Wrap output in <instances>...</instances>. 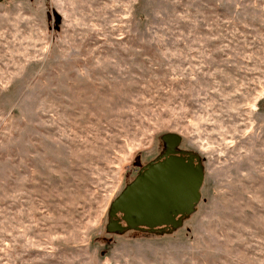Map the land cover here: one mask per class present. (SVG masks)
I'll return each mask as SVG.
<instances>
[{
	"label": "rangeland",
	"instance_id": "374dc122",
	"mask_svg": "<svg viewBox=\"0 0 264 264\" xmlns=\"http://www.w3.org/2000/svg\"><path fill=\"white\" fill-rule=\"evenodd\" d=\"M167 133L194 213L108 233ZM0 264H264V0H0Z\"/></svg>",
	"mask_w": 264,
	"mask_h": 264
},
{
	"label": "water",
	"instance_id": "95a60500",
	"mask_svg": "<svg viewBox=\"0 0 264 264\" xmlns=\"http://www.w3.org/2000/svg\"><path fill=\"white\" fill-rule=\"evenodd\" d=\"M161 140L174 146L180 143L175 133L164 134ZM173 154L176 152L169 149L149 162L113 200L107 213L108 233L140 229H147L148 233H171L194 213L204 179L200 158L191 153ZM120 213L124 226L113 220Z\"/></svg>",
	"mask_w": 264,
	"mask_h": 264
},
{
	"label": "flooded vegetation",
	"instance_id": "af4514ba",
	"mask_svg": "<svg viewBox=\"0 0 264 264\" xmlns=\"http://www.w3.org/2000/svg\"><path fill=\"white\" fill-rule=\"evenodd\" d=\"M161 142H162V148H161V150H160V153H159V155L157 156V158H159V157H161V155H164V153H166V151H168L169 149L170 150H172V152H176V154H173V155H180L179 154V152H183V154H181L182 156H185L186 155V153H191V154H193V155H196L194 152H192L190 149L188 150V149H186V148H184V147H182L181 146V142L178 144V145H176V146H174L172 143H166V142H163L162 140H161ZM174 146V147H173ZM169 155V154H168ZM167 155V156H168ZM196 156H198V155H196ZM199 157V156H198ZM157 158H155V159H157ZM200 158V157H199ZM154 159V160H155ZM154 160H152V161H154ZM151 162V161H150ZM149 163V162H148ZM147 163V164H148ZM146 164V165H147ZM200 164H201V166H202V161H201V159H200ZM146 165H139V163H137V165H136V169H137V173H136V176L139 174V172H140V170L142 169V168H144ZM202 169H203V167H202ZM203 173H204V169H203ZM135 176V177H136ZM134 177V178H135ZM133 181V180H132ZM131 183V182H130ZM200 191H201V189H200ZM200 191H199V193H200ZM122 216L123 215H121V213L120 214H117V216L116 217H114L113 218V220H118L120 223H121V225H125V223H124V221H123V219H122ZM162 229H165V232H168V230H166V228H162ZM131 231H133V230H131ZM136 231H140V232H145V233H148L147 232V229H140V230H136ZM153 234H155V233H153Z\"/></svg>",
	"mask_w": 264,
	"mask_h": 264
}]
</instances>
